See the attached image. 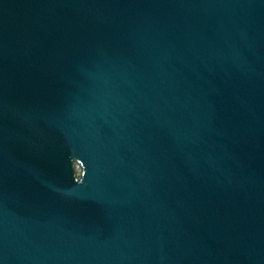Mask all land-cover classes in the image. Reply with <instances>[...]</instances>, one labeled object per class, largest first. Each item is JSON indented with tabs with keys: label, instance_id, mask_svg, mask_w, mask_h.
<instances>
[{
	"label": "water",
	"instance_id": "95a60500",
	"mask_svg": "<svg viewBox=\"0 0 264 264\" xmlns=\"http://www.w3.org/2000/svg\"><path fill=\"white\" fill-rule=\"evenodd\" d=\"M0 264H264V0H0Z\"/></svg>",
	"mask_w": 264,
	"mask_h": 264
}]
</instances>
